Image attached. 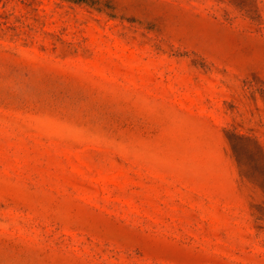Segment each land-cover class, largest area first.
I'll list each match as a JSON object with an SVG mask.
<instances>
[{
    "label": "rangeland",
    "instance_id": "1",
    "mask_svg": "<svg viewBox=\"0 0 264 264\" xmlns=\"http://www.w3.org/2000/svg\"><path fill=\"white\" fill-rule=\"evenodd\" d=\"M0 264H264V0H0Z\"/></svg>",
    "mask_w": 264,
    "mask_h": 264
}]
</instances>
